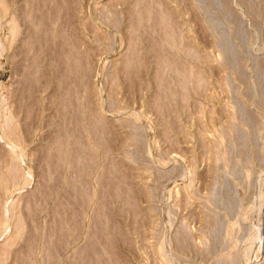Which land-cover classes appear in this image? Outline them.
I'll return each mask as SVG.
<instances>
[{"label":"rangeland","instance_id":"374dc122","mask_svg":"<svg viewBox=\"0 0 264 264\" xmlns=\"http://www.w3.org/2000/svg\"><path fill=\"white\" fill-rule=\"evenodd\" d=\"M0 1V264H264V0Z\"/></svg>","mask_w":264,"mask_h":264},{"label":"bare ground","instance_id":"6f19581e","mask_svg":"<svg viewBox=\"0 0 264 264\" xmlns=\"http://www.w3.org/2000/svg\"><path fill=\"white\" fill-rule=\"evenodd\" d=\"M4 1V0H3ZM8 2H10V1H8ZM15 4V3H14ZM13 7H14V5H13ZM15 8V7H14ZM11 10V9H10ZM8 12V8H6V6H5V4H3V2L2 1H0V22L2 23L5 19H6V13ZM12 13H15V12H13V11H11ZM10 13V12H9ZM12 13H11V15H12ZM9 14H7V16H8ZM15 15H16V13H15ZM15 15H14V17H10L9 18V20H5L4 22L7 24H5L6 25V27H8L9 29H8V33H10L9 35V37H10V40H9V45L10 44H12V43H14L15 41H17L16 40V38L18 37V36H20L21 34H22V32H20V30L18 29L19 27H18V25H17V20L15 19ZM9 17V16H8ZM17 18V17H16ZM165 18V16L163 17V18H161L160 19V22H163V19ZM4 22H3V24H4ZM164 23V22H163ZM2 24V25H3ZM165 25V24H164ZM20 34V35H19ZM20 39H21V37H20ZM22 39H24L23 37H22ZM172 39H174V38H172ZM18 41H19V39H18ZM25 42L24 43H26V41L27 40H24ZM14 45V44H13ZM5 46V45H4ZM3 48L5 49L6 47H3V45L2 44H0V52L2 53V51H4L3 50ZM5 52V51H4ZM119 60H121L120 58H119ZM117 62H120V61H117ZM188 72V71H187ZM190 72V71H189ZM192 73V72H191ZM191 73H189V75H191ZM188 74V73H187ZM88 75H89V72H88ZM111 75V74H110ZM110 75H109V78H110ZM184 75H185V73H184ZM186 77V76H185ZM111 80V79H110ZM88 87V86H87ZM88 94V93H87ZM101 96V95H100ZM2 97V96H1ZM0 97V98H1ZM5 98H6V96H4ZM4 97L2 98V99H4ZM1 99V100H2ZM4 100H6V99H4ZM4 100L3 101H1L3 104H6V103H4ZM0 102V103H1ZM6 102V101H5ZM89 102V101H88ZM89 104H90V102H89ZM85 105V104H84ZM0 106H3L2 104L0 105ZM86 106H88V103H87V105ZM3 108V107H2ZM88 108H90V107H88ZM103 108V107H102ZM4 109V108H3ZM84 110L86 111V109H85V107H84ZM89 110V109H88ZM4 111V110H3ZM2 111V112H3ZM90 111V110H89ZM102 112H103V109H101V115H102ZM89 113V112H88ZM87 113V114H88ZM100 114V113H99ZM2 116H1V118H0V121L2 122V125L0 126V138L2 139V140H4L5 141V143H6V145L8 146V148L11 150V158H13L14 160H18V159H20V158H22L24 155H23V150L18 146V144H17V141H16V138L17 137H15L14 135H15V129H14V122H13V120L10 118V116H8L6 113L4 114V113H2L1 114ZM85 115V114H84ZM89 115V114H88ZM86 116V115H85ZM90 116V115H89ZM91 117V116H90ZM87 118H89V117H87ZM92 118V117H91ZM85 120V119H84ZM96 120H99V118H96L95 120H93L94 122H92V123H90V124H93V125H90V124H88V126L90 125V127L92 126V128H94L93 126L96 124ZM89 122V121H88ZM119 122V121H118ZM149 123H151V122H149ZM147 126V125H146ZM151 127H152V124L150 125ZM89 127V128H90ZM151 127L149 128V126H147V128H149V129H151ZM87 128V127H86ZM154 128V127H153ZM10 131V132H12V135L14 136V140L16 141V143H15V141L13 142V143H15V144H12V140H11V142H10V136H11V134H9L8 135V132L7 131ZM85 130H87V129H85ZM89 130V132H91L90 130H92L91 128L90 129H88ZM88 132V133H89ZM18 134V133H17ZM20 138V137H19ZM11 139H12V136H11ZM21 139V138H20ZM25 141V140H24ZM21 142V141H20ZM22 143V142H21ZM25 143V142H24ZM23 143V144H24ZM3 144V143H2ZM22 144V145H23ZM21 145V144H20ZM1 146V145H0ZM3 146V145H2ZM6 148V147H5ZM6 152H7V150H6ZM7 154H8V152H7ZM9 157V156H8ZM6 159H7V156H6ZM8 160H9V158H8ZM71 161V162H70ZM4 163H5V161H3ZM21 162V161H20ZM69 162L71 163V165H73L72 163H73V161L72 160H69ZM69 162H67L66 163V165L69 163ZM9 163V162H8ZM8 163H6V166H5V168H4V166H3V168H2V170L1 171H3V173H2V176L0 175V190H2L3 191V189H4V187H6L5 185H6V183H7V181L8 180H10L11 178H12V175H14L16 172H17V167H18V165H17V167H15L16 166V164L15 165H13L12 163H15V162H11L10 164H8ZM29 163H30V161H29ZM85 163H87V162H85ZM22 165H21V168H22V166L24 165V162H22L21 163ZM3 165V164H2ZM71 165H69L68 164V166H71ZM20 166V165H19ZM101 167V166H100ZM69 168H71V167H69ZM4 169V170H3ZM101 170V173L102 172H104L105 170H103L102 169V167L100 168ZM23 170V169H22ZM21 170V171H22ZM20 171V172H21ZM24 172V174L25 175H27V176H31V173H30V171H29V169H27V168H25L24 170H23ZM99 171V172H100ZM19 172V171H18ZM98 172V173H99ZM105 173H106V171H105ZM18 174H20V173H18ZM33 174V173H32ZM103 174V173H102ZM107 174V173H106ZM17 175V173L15 174V176ZM20 175H22V174H20ZM33 176V175H32ZM31 176V177H32ZM102 175H100V177H101ZM26 177V176H25ZM73 178H74V176H72ZM79 177V176H78ZM74 178L73 180L71 179V182L69 181V179H68V181L70 182V184H76V183H78L77 182V180H76V183H74L73 181L75 180V179H79V178ZM98 178H100L99 177V175L97 176ZM15 177L13 176V179H14ZM27 178V177H26ZM24 178V176H23V179H25V180H27V179H29V178ZM70 178V177H69ZM97 178V179H98ZM103 178H104V174H103ZM105 178H107V176L105 175ZM81 179V178H80ZM109 179V178H108ZM108 179H107V181H108ZM195 179V172L193 173V174H191L190 175V177H189V182H193V180ZM30 180V179H29ZM32 180V179H31ZM66 180V179H65ZM96 180V179H95ZM99 180V179H98ZM11 181H12V179L9 181L10 183H11ZM80 181H82V179L81 180H79V182ZM83 181H85V180H83ZM97 181V180H96ZM100 181H102L101 179H100ZM100 181H98V182H100ZM104 181H106V180H104ZM104 181H102V182H104ZM26 182V181H25ZM67 182V181H66ZM73 182V183H72ZM98 182H97V189H98V192H99V190L101 191L102 189H103V191H105L108 187V185L106 186V189L104 190V187L103 188H101V189H99L101 186H99L98 187ZM102 182H100L101 183V185H102ZM109 182V181H108ZM107 182V183H108ZM84 183V182H83ZM86 183V182H85ZM106 183V184H107ZM8 184V183H7ZM67 185H66V188H67V186H68V183H66ZM79 184H81V182L79 183ZM78 184V185H79ZM105 183H104V185H106ZM10 185H12V183L10 184ZM26 184H24V186H25ZM72 185H70V187L72 186ZM77 185V184H76ZM76 185H75V187H76ZM77 185V187H78V189H80L79 188V186ZM83 185H85V184H83ZM87 185H89V184H87ZM86 185V186H87ZM93 185H95V181H94V183H93ZM100 185V184H99ZM74 186V185H73ZM81 186V185H80ZM103 186V185H102ZM69 187V188H70ZM75 187H73V189L72 188H70V190L72 189L73 191H74V188ZM84 187V186H83ZM83 187H81V189L83 188ZM89 187V186H88ZM88 187H85V189L86 188H88ZM90 187H91V185H90ZM23 188V187H22ZM64 188V187H63ZM69 188H67V191H68V189ZM80 189V190H81ZM84 189V188H83ZM82 189V190H83ZM5 190V189H4ZM64 189H62V191H63ZM75 190H77V188L75 189ZM88 190H90V193H91V191H93V190H91L90 188H88ZM87 190V191H88ZM184 190H185V188H184ZM1 191V192H2ZM23 191H24V189H23ZM103 191H101V193L103 192ZM186 191V190H185ZM69 192V191H68ZM78 192H79V190H78ZM77 192V193H78ZM81 192V191H80ZM95 192H96V189L94 188V191H93V197H95ZM106 192V191H105ZM5 193H6V190L4 191V192H2V194H4L5 195ZM75 193V192H74ZM83 193V195H86L88 192H86V191H84V192H82ZM82 193H81V196H82ZM86 193V194H85ZM89 193V194H90ZM186 194V197L188 196L187 194V192H185ZM1 194V193H0ZM9 194H10V192H9ZM8 194V195H9ZM63 194V193H62ZM65 194V193H64ZM78 194H80V193H78ZM99 194V193H98ZM98 194H96V196L98 195ZM104 194V193H103ZM4 195H3V198H4ZM65 195H67V194H65ZM76 195V194H75ZM92 195V194H91ZM91 195H89V196H91ZM102 194H100V195H98V196H101ZM1 196L2 195H0V198H1ZM78 196V195H77ZM97 196V197H98ZM7 197H9V196H7ZM92 197V196H91ZM96 197V198H97ZM95 198V199H96ZM99 199H100V197H98ZM5 199V198H4ZM14 199V198H13ZM65 199V198H64ZM63 199V201H62V204H63V202L66 200H64ZM94 199V198H93ZM92 200V199H91ZM3 201V200H2ZM7 201H9V199L7 200ZM16 201H18V200H16ZM4 202V201H3ZM6 202V201H5ZM11 202V201H10ZM13 202V201H12ZM19 202V201H18ZM94 202V201H93ZM95 202H96V200H95ZM16 203V202H15ZM4 204V203H3ZM7 204V203H6ZM9 204H12V205H15V204H13V203H9ZM61 204V205H62ZM64 204L66 205L67 203L66 202H64ZM95 204V203H94ZM98 204H99V202H97L96 203V205L98 206ZM102 204V203H101ZM100 204V205H101ZM0 205H1V203H0ZM16 205H18V203L16 204ZM58 205H60V203L58 204ZM60 205V206H61ZM5 206V205H4ZM4 206H0L1 208H3ZM10 206V205H9ZM8 206V207H9ZM64 206V205H63ZM96 206V207H97ZM8 207H5V208H7V210H8ZM102 207V206H101ZM5 208H3V209H5ZM11 208H12V206H11ZM11 208H9L11 211L13 210V209H11ZM15 208V207H14ZM63 208H66L65 206L63 207ZM16 209V208H15ZM72 209V208H71ZM98 209V208H97ZM103 209V208H102ZM7 210H5V211H7ZM10 211V212H11ZM61 211H62V208H61ZM67 211V210H66ZM69 211H71V210H69ZM69 211H67V212H69ZM2 212H3V210H2ZM66 212V213H67ZM73 213H74V211H72ZM99 212V211H98ZM4 213V212H3ZM3 213H2V217H3ZM9 213V212H8ZM7 213V214H8ZM70 213V212H69ZM68 213V214H69ZM72 213V214H73ZM68 214H66L67 216H68ZM85 214V213H84ZM94 214V213H93ZM92 214V215H93ZM14 215H16L15 213H14ZM66 215H65V218L66 219H69L70 218V216H69V218H67L66 217ZM70 215V214H69ZM75 215L76 214H74L73 216H74V219H75ZM5 216V215H4ZM10 216H11V214H10ZM91 215H89V217H90ZM8 217V216H7ZM6 217V218H7ZM16 217V216H15ZM14 217V218H15ZM72 217V216H71ZM98 217V216H97ZM5 218V217H4ZM3 218V219H4ZM10 218V217H9ZM9 218L8 219H6L2 224H3V227L5 228V227H7L10 223H11V221L9 220ZM73 218V217H72ZM72 218H70V219H72ZM64 218L62 217V220H63ZM91 219V218H90ZM89 219V220H90ZM95 215H94V217H93V219L92 220H94L95 221ZM61 220V222H62V224H63V221ZM98 220V218L96 219V222H98L97 221ZM2 221V220H1ZM66 221H68V220H66ZM70 221H72L73 222V220H70ZM94 221H93V223H94ZM89 223L91 222V221H88ZM87 222V223H88ZM95 222V224H97ZM68 223V222H67ZM67 223H64L63 225H65V224H67ZM71 223V222H70ZM86 223V224H87ZM92 223V224H93ZM99 223V222H98ZM212 223V221L208 218V220H207V224H206V227H208V226H210V224ZM12 224H13V222H12ZM14 224L15 225H12V227H15V229H16V232H15V230H14V228H13V232H14V235H12V237L10 238V239H8L9 241H7V242H9L10 244H12V243H15L20 237H21V235H22V228H23V224H22V222H21V220L18 218V216L15 218V220H14ZM74 224V223H73ZM91 224V225H92ZM62 225V226H63ZM88 225H90V224H88ZM90 225V226H91ZM94 225V224H93ZM87 226V225H86ZM95 226V225H94ZM11 227V226H10ZM60 227V226H59ZM67 227V226H66ZM65 226H64V228H66ZM87 229H90V230H93V226L92 227H86ZM2 230H4V229H1V231ZM5 230H6V228H5ZM61 230H65V229H63V228H61L59 231H61ZM89 230V231H90ZM261 230V229H260ZM260 230H258L256 233H253L252 234V236L250 237V240H249V242L247 243V245L245 246V249H244V251H243V257H245V258H248V257H251V256H256V252H258L260 249L262 250L263 249V246H261L260 248H258V247H256V245L259 243L260 245H261V243H262V239H261V235H262V231H260ZM10 231H11V229H10ZM6 232V231H5ZM4 232V233H5ZM61 232H63V231H61ZM65 233H66V231H64ZM2 233H3V231H2ZM60 233V232H59ZM65 233H63L64 235H65ZM85 234H86V231L84 232ZM88 233V232H87ZM91 232H89V234H90ZM84 234V235H85ZM61 235H62V233H61ZM89 237V236H88ZM87 236H86V239H89ZM167 237H169V236H167ZM166 237V238H167ZM9 238V237H8ZM76 238V237H75ZM74 238V239H75ZM165 238V239H166ZM45 239H46V236H45ZM49 239V238H48ZM73 239V240H74ZM164 239V241H163V246H166V245H169L168 244V242H170V241H166ZM168 239V238H167ZM169 240V239H168ZM71 241H72V239H71ZM70 241V242H71ZM76 241H77V239H76ZM47 242V240L45 241V243ZM47 244V243H46ZM71 245H72V243H70ZM69 244V245H70ZM74 244H75V242H74ZM70 245V246H71ZM77 247H78V249H77ZM77 247H76V252L79 250V246L77 245ZM74 250V249H73ZM72 250V251H73ZM74 252V251H73ZM72 252V253H73ZM70 253H68V255H69ZM75 254V253H74ZM74 254H73V256H74ZM48 255H49V253H48ZM48 255H47V257H48ZM76 255V254H75ZM52 256V255H51ZM69 256H67V258H68ZM75 257H77V256H75ZM2 258V257H1ZM48 258H50V256L48 257ZM71 258V257H70ZM69 258V259H70ZM69 259H68V261H69ZM72 259V258H71ZM70 259V260H71ZM75 259H78V258H75ZM75 259H74V261H75ZM72 261V260H71ZM70 262V261H69ZM69 262H68V264H69ZM71 263V262H70ZM72 263H74L73 261H72ZM71 263V264H72ZM65 264V263H64ZM75 264V263H74Z\"/></svg>","mask_w":264,"mask_h":264}]
</instances>
